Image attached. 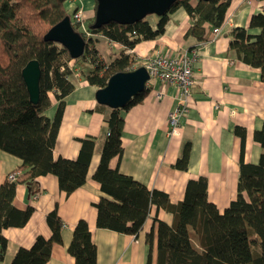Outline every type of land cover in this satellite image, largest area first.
I'll return each mask as SVG.
<instances>
[{
  "label": "trees",
  "instance_id": "trees-1",
  "mask_svg": "<svg viewBox=\"0 0 264 264\" xmlns=\"http://www.w3.org/2000/svg\"><path fill=\"white\" fill-rule=\"evenodd\" d=\"M66 1L0 0V152L21 160L20 166L11 172L16 174L15 180L6 178L0 184V261L6 248L2 229L23 226L33 212L30 206L24 210L13 206L17 184H24L30 196L37 195L40 192L37 177L51 174L56 177L59 190L69 195L85 182L95 137L79 138V151L73 160L52 156L65 99L74 88L68 62L72 60L78 65L87 62L86 81L97 89L102 88L112 74L143 65L124 50L163 34L170 14L177 8H183L190 21L186 34L201 40L205 25H220L231 0H176L160 17L148 15L132 24L110 21L99 28L92 27L93 16L85 22L91 35L85 37L79 32L85 45L83 54L75 59L60 44L43 40L52 25L69 15L64 7ZM152 16L157 19L155 28L148 20ZM71 25L78 32L72 21ZM93 35L116 42L123 50L109 63H104L94 48ZM227 35L228 51L257 68L259 79L264 83V12L253 14L247 28H231ZM31 59H35L40 68L36 104L30 102L20 74ZM146 94L145 88L123 108H110L104 118L106 135L92 178L108 197L101 196L94 203L96 227L135 237L154 207L173 215L171 225L153 217L155 264H264V123L253 131V140L262 148L256 163L243 161L245 130L240 126L233 129L240 139L237 188L235 197L222 212L208 200L204 176L188 179L183 199L174 205L165 192L148 189L109 166L110 159L122 153L124 113L141 102ZM52 100L56 101L55 112L48 118L44 112L51 107ZM95 109L103 112L106 106L97 103ZM189 152L190 142L185 141L173 164L175 169H188ZM45 222L51 232L49 238L36 236L31 247L16 251L10 264H45L49 260L52 245L61 242L63 222L56 206L46 214ZM152 241L153 230H150L145 236L149 248L146 264L152 262ZM67 252L74 264H96L95 245L82 219L74 225Z\"/></svg>",
  "mask_w": 264,
  "mask_h": 264
},
{
  "label": "crops",
  "instance_id": "crops-1",
  "mask_svg": "<svg viewBox=\"0 0 264 264\" xmlns=\"http://www.w3.org/2000/svg\"><path fill=\"white\" fill-rule=\"evenodd\" d=\"M95 4L94 0H68L64 7L70 16L74 10L81 9L87 23L94 16ZM260 12H264V0L250 4L231 0L225 13L229 23L212 40V26L205 25L204 37L199 40L186 34L190 21L185 10L179 7L170 14L163 34L124 50L143 64L156 52L178 57L196 48L197 56L193 62L195 84L188 112L179 118L176 131L170 134L168 115L176 104L175 88L150 78L146 82L147 94L143 100L124 113L122 153L110 159L111 168L132 177L148 189L165 192L174 205L183 199L188 179L204 176L208 200L220 212L228 206L236 194L240 159V139L234 134V127L240 126L245 130L244 162L256 163L262 153L261 146L253 140V131L264 123V83L259 79L257 68L243 63L233 51H228L227 34L234 27L247 28L250 17ZM148 20L155 28L156 17ZM92 38L94 48L104 63H109L123 50L120 44L109 42L100 35ZM88 67L87 62L72 66L70 80L74 88L66 96L52 150L53 159L73 160L79 151V138L86 135L95 137L85 182L69 195L59 190L57 179L51 174L37 177L40 189L37 195L30 196L24 184H17L13 206L18 210L30 206L33 212L23 226L2 229L6 248L0 264H10L16 251L31 247L36 236L49 238L51 232L45 216L55 206L63 222L61 242L52 245L45 264H74L67 247L74 225L80 219L87 223L95 245L96 264H146L149 248L145 236L150 230H153L151 264H155L156 224L153 217L171 225L172 213L152 207L135 237L96 227L94 203L101 196H108L99 189L92 175L105 139L104 118L110 108L106 107L103 112L95 109L97 87L90 85L84 77ZM55 106L56 101L52 100L44 115L52 118ZM185 141L190 142L189 165L186 171H181L173 164ZM20 164L19 158L0 152V184Z\"/></svg>",
  "mask_w": 264,
  "mask_h": 264
},
{
  "label": "water",
  "instance_id": "water-1",
  "mask_svg": "<svg viewBox=\"0 0 264 264\" xmlns=\"http://www.w3.org/2000/svg\"><path fill=\"white\" fill-rule=\"evenodd\" d=\"M93 28L113 21L119 24H132L148 15L160 17L165 14L176 0H94ZM205 1V0H204ZM75 11V10H74ZM73 11V12H74ZM43 40L60 44L72 59L83 54L85 40L71 25L69 15L52 25L43 35ZM21 78L31 103L39 98L40 68L35 59L29 60L21 69ZM149 75L144 66L133 70L114 73L107 79L106 85L95 91L98 104L111 109L123 108L136 94L146 88Z\"/></svg>",
  "mask_w": 264,
  "mask_h": 264
},
{
  "label": "built area",
  "instance_id": "built-area-1",
  "mask_svg": "<svg viewBox=\"0 0 264 264\" xmlns=\"http://www.w3.org/2000/svg\"><path fill=\"white\" fill-rule=\"evenodd\" d=\"M252 1L259 0H243L244 3L250 4ZM71 21L77 27L78 32L85 37L91 34L87 29L84 21V16L81 9H76L70 16ZM229 23L228 17L223 18L218 26H213L211 29V40L216 38L221 29ZM197 56V49L194 48L189 54L183 53L178 57H171L169 55L156 52L153 56L146 59L142 66L145 67L149 79L156 78L165 85H172L176 91V104L168 115V123L170 127L169 133L176 131L179 125V118L184 117L188 112V105L191 99L192 86L195 84L193 77V62ZM73 61L68 62V67L72 69ZM15 173H9L7 179L14 181Z\"/></svg>",
  "mask_w": 264,
  "mask_h": 264
},
{
  "label": "rangeland",
  "instance_id": "rangeland-1",
  "mask_svg": "<svg viewBox=\"0 0 264 264\" xmlns=\"http://www.w3.org/2000/svg\"><path fill=\"white\" fill-rule=\"evenodd\" d=\"M68 1V0H67ZM84 21H85V18H84Z\"/></svg>",
  "mask_w": 264,
  "mask_h": 264
}]
</instances>
